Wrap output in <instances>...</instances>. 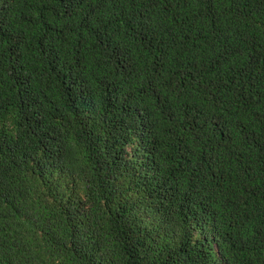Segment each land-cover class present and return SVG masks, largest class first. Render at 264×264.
Segmentation results:
<instances>
[{
    "label": "trees",
    "instance_id": "trees-1",
    "mask_svg": "<svg viewBox=\"0 0 264 264\" xmlns=\"http://www.w3.org/2000/svg\"><path fill=\"white\" fill-rule=\"evenodd\" d=\"M0 264H264V0H0Z\"/></svg>",
    "mask_w": 264,
    "mask_h": 264
}]
</instances>
